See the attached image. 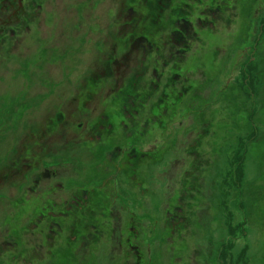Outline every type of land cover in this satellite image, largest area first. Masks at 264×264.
<instances>
[{"label": "rangeland", "instance_id": "obj_1", "mask_svg": "<svg viewBox=\"0 0 264 264\" xmlns=\"http://www.w3.org/2000/svg\"><path fill=\"white\" fill-rule=\"evenodd\" d=\"M12 2L1 0L0 7L20 16V3L24 13L35 12L36 21L31 33L13 36L9 29L0 30V88L13 92L0 98L2 166L14 160L11 171L22 169L7 181L0 219L13 214L11 221L16 219L24 232L21 255L0 245V264H75L74 231L81 234L88 226L85 239L94 231V221L101 223V238L114 242L113 237H130L132 242L116 245L110 255L107 245L106 253L92 247L78 264H264V27L260 42L252 32L264 23V0H226L222 14H231L232 23L220 18L210 31L203 21L182 58L183 84L190 93L197 90L201 99H166L164 113L157 97L150 99L138 126L153 112L163 115L149 117L152 131L142 138L137 134L135 140L151 149L156 162L144 159L136 177L123 172L115 184L105 182L107 173L93 172L94 155L86 160L83 153L91 144H97L96 151L102 149L108 133V145L119 142L121 133L111 138L107 120L102 135L93 136L98 135L102 113L118 124L123 100L110 96L112 102L104 93L80 97L73 79L83 71L89 76L91 63L108 61L123 22L112 36L106 32L119 23L122 0H36L34 9L29 0ZM202 3L192 19L208 7V0ZM171 20L167 15L163 22ZM255 46L260 64L241 68L239 51ZM140 59L138 52L131 61ZM74 63L84 68L71 69ZM89 87L94 92L95 85ZM61 111L67 115L63 122L49 124L48 118ZM203 124L208 130L204 137L197 133ZM125 147L119 145L120 150ZM35 180L40 183L33 195L28 187ZM180 195L182 202L177 201ZM179 205L181 211L174 214ZM57 217L71 219L75 228L65 234L54 225ZM11 227L0 222V233L10 238ZM80 241L82 245L78 236V245ZM33 245L45 255H36Z\"/></svg>", "mask_w": 264, "mask_h": 264}, {"label": "flooded vegetation", "instance_id": "obj_2", "mask_svg": "<svg viewBox=\"0 0 264 264\" xmlns=\"http://www.w3.org/2000/svg\"><path fill=\"white\" fill-rule=\"evenodd\" d=\"M35 1L36 0H29L28 6L31 4L34 9ZM174 1L177 0H122L123 12L121 19L116 18L119 20V23L116 22V26L114 25V27L107 29L106 32L107 37L112 36L116 27L123 22L119 28V33H117L119 35L118 40L114 42V46L111 48L112 51H109L108 61L105 64L102 62L91 63V74L89 76H86L87 72L85 73L83 71L77 76L80 80L72 78L74 82L78 84V93L80 97H83V95H90V93L93 97H95L97 93H101L100 96L104 93V95L109 99L110 96H113L116 97V100H123L122 103L124 105V109H122L123 113H120L121 119L118 124H115L113 121H109V117L105 113H102L100 117L101 126L98 129V135L93 136V138H99L102 135L105 121L107 120V128L112 127L111 138H113V135L118 130L121 133L119 142L114 143V141H112V143L108 145V133L104 137V143L106 145L103 146L102 149L96 151L98 147L97 144H91L89 147H86V150L83 153L85 155L84 159L86 160L90 157L89 155H94L96 161L92 163V170L93 172L100 171V175L103 172L107 173V175H105V182L111 181L115 184V182L119 180L120 174L123 172L129 173L131 177H136L135 169L138 165L143 163L144 159L151 158L152 162H156L153 154L151 153V149H143L141 145L142 142H137V140H135L136 135L139 134L138 138H142L152 131L153 127L148 124V118L163 115L166 111L164 104L166 99L173 98L178 100V103H181V100H186L187 97L190 98L191 101L201 99L200 96L195 94L197 90L190 93V87L183 84L184 76L182 73V65L186 63L182 60V58L190 49L191 43L194 42L193 40L197 38V32H199L198 29H200L199 27L204 26L203 21L208 23V25L204 26H207L208 30H212L211 27L214 26L216 20L220 18L223 19L225 17L227 18L228 24L232 23L231 14L227 17L222 14L226 11V0L218 1L215 6L213 2L214 0H208V7L202 10L201 14L199 13V15H197L194 19L191 18L192 15L196 10L203 7L202 1L204 0H178L176 2L177 6H173L172 8L171 6ZM19 2H21V0H19ZM2 3L13 5L12 0H2ZM19 6L21 8L20 16L18 11L4 10L0 7V30L1 27L4 32L6 29H9L11 33H14L13 36H19L20 33L26 34L34 32V28L31 26V23H35L36 21L35 12L33 11L28 14L24 13L23 11H25L26 8L24 7L22 11L20 3ZM229 8L232 10V6H229ZM113 15L114 14L110 16V20H114ZM167 15H171L172 20L164 23L163 20ZM245 21L246 19L244 18L240 21L242 24L241 29H244L243 26ZM262 26L264 27V23L260 25V28L256 29V32L255 30H252L256 42H260V35H258V33ZM226 30L228 31L231 29ZM244 30L242 32H244ZM255 49H257V46H255L253 50L248 48L246 51H239L240 58L237 57V61L241 68L248 67L253 63H257V65L260 64V61H257L260 57V53H257ZM138 52L141 55V59L131 61V58L133 59L136 55H138ZM74 64L76 67H71V69L84 68L79 63ZM187 65L189 66L190 63ZM77 81L80 82L78 83ZM90 84L92 86L95 85L94 92H92L93 90L89 87ZM12 93L13 92L10 88L5 92H3L2 88H0V98L8 95V97H12ZM186 94H188V96H186ZM51 95L52 94L49 92L48 97ZM91 97L92 96H87L89 99ZM153 97H157L156 99L159 103V106L157 107H160V111L163 113L153 112L145 119L142 126H138L141 113L144 108L149 105L147 103ZM28 98L30 99L29 94ZM110 100L112 102L115 101L114 98H111ZM52 104H55V102ZM105 105L106 104L100 107L101 111L105 108ZM208 111V114L210 115L211 110L208 109ZM66 116V112L64 111L56 112L53 119L50 117L48 118V122L49 124H56L58 122L62 123ZM204 125L206 124L199 126L197 129L198 135L203 137L208 134V130L203 128ZM84 127L86 128V125H84ZM91 133H93L92 125L90 129V134ZM122 133L126 134L125 138L127 141L122 142ZM196 139H194L195 144ZM4 142L2 145L0 144V197L4 196L7 181H13V178L16 177L17 174H20V171L22 170L20 168H14L11 171L12 165H14V160H12L10 164L7 162L4 166H2V155L4 151L2 153L1 150H3L2 148L4 146ZM120 144L126 147L120 150ZM48 176L51 178V174ZM131 181L136 182L142 190L146 189L142 186V182L140 180L139 182L133 181V179ZM39 183L40 181L38 182V180H35L34 186L31 185L28 187L29 191L32 192L33 195L35 194L37 190L36 186ZM14 186L15 184L13 182L10 188L12 189ZM123 191L126 192L125 189ZM86 196L87 193H85V195L83 194L81 203H84ZM177 201H183L181 195L178 196ZM29 208L30 207H28V209ZM181 208L182 205L176 206L173 213L177 214L181 211ZM167 213L172 212L169 211ZM175 216L176 215L172 217L173 220ZM10 217L11 218H7L4 214L0 219V222H3V224L7 223L9 227H15L12 231H9L10 238L6 235L3 236L0 233V245H9L15 252L14 254L21 255V251L23 250H21L20 244L23 240L22 237L24 232L19 228V226H17L16 219L11 221V219H14L13 214ZM103 217H106V214H103ZM73 218L74 217L71 216V219ZM56 220L60 223L57 222L54 225L65 234L71 227L75 228V226H73V221H62L58 217ZM98 223L99 221L93 222L94 231L88 233L85 239H82V236L85 235L83 233L88 229V226L85 227L81 234L80 230L74 231L72 239H74L73 242L76 245V252L73 253L71 257L74 258V256L78 254V258L71 259V261H76L75 264H78L80 256H82L86 250L89 251L92 247L97 248L93 249L95 252L99 251V253H101L107 245L106 249L110 247V255L116 245H127L132 242L130 237H126L124 239H117L116 237H113L111 239L114 242L101 238L98 235L101 232L102 226L101 223ZM32 228L35 230L36 226ZM90 228L92 229V227ZM29 229L30 228H28V230ZM78 236L79 239L82 240V245L81 241L80 245H78ZM54 237L55 236L50 235V240H53ZM68 237L69 236H67V239ZM24 238H26V236ZM11 239H13L12 242L10 241ZM106 249L103 250L105 253ZM32 250H34L36 255H45L43 249H39L35 245L32 246ZM72 252L73 249L65 252L63 258H70ZM26 255H28L27 257H30V253H26ZM27 257H25V260H27ZM30 260H32V258H30Z\"/></svg>", "mask_w": 264, "mask_h": 264}, {"label": "trees", "instance_id": "obj_3", "mask_svg": "<svg viewBox=\"0 0 264 264\" xmlns=\"http://www.w3.org/2000/svg\"><path fill=\"white\" fill-rule=\"evenodd\" d=\"M244 18V17H243Z\"/></svg>", "mask_w": 264, "mask_h": 264}]
</instances>
